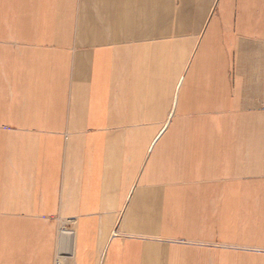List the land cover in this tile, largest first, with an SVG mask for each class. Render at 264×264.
<instances>
[{"label": "crops", "instance_id": "obj_1", "mask_svg": "<svg viewBox=\"0 0 264 264\" xmlns=\"http://www.w3.org/2000/svg\"><path fill=\"white\" fill-rule=\"evenodd\" d=\"M0 264H264V0H0Z\"/></svg>", "mask_w": 264, "mask_h": 264}, {"label": "rangeland", "instance_id": "obj_2", "mask_svg": "<svg viewBox=\"0 0 264 264\" xmlns=\"http://www.w3.org/2000/svg\"><path fill=\"white\" fill-rule=\"evenodd\" d=\"M64 232V230H61V233H63Z\"/></svg>", "mask_w": 264, "mask_h": 264}]
</instances>
